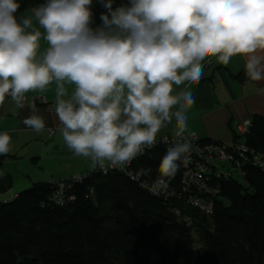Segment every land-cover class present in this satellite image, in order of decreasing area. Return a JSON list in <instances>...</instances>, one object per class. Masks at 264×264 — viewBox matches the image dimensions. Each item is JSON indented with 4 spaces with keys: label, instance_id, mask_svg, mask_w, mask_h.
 Returning a JSON list of instances; mask_svg holds the SVG:
<instances>
[{
    "label": "clouds",
    "instance_id": "obj_1",
    "mask_svg": "<svg viewBox=\"0 0 264 264\" xmlns=\"http://www.w3.org/2000/svg\"><path fill=\"white\" fill-rule=\"evenodd\" d=\"M20 8L0 0V105L8 97L22 109L26 93L54 83L58 130L93 169L125 166L172 125L158 172L175 175L193 149L186 113L195 98L174 86L199 84L207 58L244 56L248 79L264 80V0H43L30 16ZM32 112L22 123L45 131ZM10 142L0 133V155Z\"/></svg>",
    "mask_w": 264,
    "mask_h": 264
},
{
    "label": "trees",
    "instance_id": "obj_2",
    "mask_svg": "<svg viewBox=\"0 0 264 264\" xmlns=\"http://www.w3.org/2000/svg\"><path fill=\"white\" fill-rule=\"evenodd\" d=\"M19 2L17 15L43 0ZM234 78L250 82L245 71ZM249 123L233 142L264 156V117L254 115ZM164 154L158 147L134 158L138 181L98 168L80 180L62 179L69 186L62 205L51 199L58 188L52 182L0 202V264H264V169L240 166L245 187L233 175L213 176L212 213L204 215L180 196V165L164 177L176 197L163 199L141 186L161 176ZM0 171L5 193L11 178L1 162Z\"/></svg>",
    "mask_w": 264,
    "mask_h": 264
},
{
    "label": "crops",
    "instance_id": "obj_3",
    "mask_svg": "<svg viewBox=\"0 0 264 264\" xmlns=\"http://www.w3.org/2000/svg\"><path fill=\"white\" fill-rule=\"evenodd\" d=\"M30 15L31 9L18 14ZM40 30L43 32V29ZM46 47V42L41 40V52ZM246 59L244 56L236 55L230 59L228 65H223L217 63L215 57H209L202 62L203 76L199 84L189 85L186 82L174 86L175 92L186 89L192 92L195 98V104L186 113L188 132H194L202 140L228 143L233 142L235 134L239 136L236 131L238 124L250 120L254 115L264 117V80L239 83L234 78L238 73L245 71ZM55 88L53 83L45 93H26L22 109L8 97L0 105V133L7 132L10 135L9 147L10 150H14V154L22 152L20 157L15 155L12 158L25 159L27 163L34 165L43 161L51 162L56 159L59 161L57 168L62 170L50 169L46 175V178H50L48 179L50 183L93 170L89 160L75 156L63 141L54 111ZM71 90L72 86H69V92ZM38 97L44 98L46 104H40L37 101ZM33 107L36 114L44 119L45 131L37 133L22 123L33 114ZM49 130H53L51 136ZM169 134H173L172 125L163 128L157 134V139ZM236 140L241 141L240 138ZM72 166H76L77 171L71 172L69 168ZM1 167L3 169L2 163ZM41 172L45 173L44 170ZM54 175L59 177L54 180L52 179ZM16 195L17 193L12 197Z\"/></svg>",
    "mask_w": 264,
    "mask_h": 264
},
{
    "label": "built area",
    "instance_id": "obj_4",
    "mask_svg": "<svg viewBox=\"0 0 264 264\" xmlns=\"http://www.w3.org/2000/svg\"><path fill=\"white\" fill-rule=\"evenodd\" d=\"M40 104H46L44 98L38 97ZM250 123L246 120L236 126L238 134L244 136L247 133ZM188 140L193 145V149L186 159L178 162L181 167V191L180 196L183 197L189 205L200 210L204 215L212 213L211 202L207 196H214L216 191L210 186L213 176L229 177L237 175L240 166L247 162L252 165L264 169V156L254 153L248 149L242 142H217L213 140H202L194 132H188ZM53 134V130H49V136ZM173 146V134L164 135L156 140V144L152 148H146L144 152H148L155 148H162L164 153ZM127 163L123 167L112 168L106 167L100 169L102 172L113 170L125 174L130 180H142L141 173L132 169V162ZM230 165V167H229ZM95 168V169H96ZM72 181L80 180L79 175L72 176ZM57 182V183H56ZM57 184V190L52 194L51 199L57 205L64 204L66 189L69 187L62 181L52 182ZM141 186L150 194L166 199L176 197V190H172L167 181L162 176H157L150 184L142 182ZM179 196V192H178ZM187 224L190 221L185 220Z\"/></svg>",
    "mask_w": 264,
    "mask_h": 264
},
{
    "label": "rangeland",
    "instance_id": "obj_5",
    "mask_svg": "<svg viewBox=\"0 0 264 264\" xmlns=\"http://www.w3.org/2000/svg\"><path fill=\"white\" fill-rule=\"evenodd\" d=\"M21 153L16 155L14 154V150H10L8 154L0 155V162L2 163L3 169L11 178V185L9 190L5 193H0V195H2L0 197V202L8 201L9 198H12L15 193L19 194L20 192L31 188L35 183H50V180H48L50 178H46V175L48 172H50V169H53L54 171L62 170V168H57V164L59 162L57 161V159L51 162L43 161L38 165H34L27 163L25 159L15 160V158H12L15 157V155L17 157H20L19 155H22ZM69 169H71V172L77 171L76 166H72ZM41 170H44L45 173H42ZM79 176L83 175L80 174ZM233 176L243 187L246 186L239 171H237V175ZM56 177L59 176L54 175L52 179L56 180ZM115 264L120 263L115 262Z\"/></svg>",
    "mask_w": 264,
    "mask_h": 264
},
{
    "label": "water",
    "instance_id": "obj_6",
    "mask_svg": "<svg viewBox=\"0 0 264 264\" xmlns=\"http://www.w3.org/2000/svg\"><path fill=\"white\" fill-rule=\"evenodd\" d=\"M19 264H22V263H19Z\"/></svg>",
    "mask_w": 264,
    "mask_h": 264
}]
</instances>
